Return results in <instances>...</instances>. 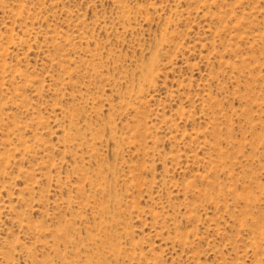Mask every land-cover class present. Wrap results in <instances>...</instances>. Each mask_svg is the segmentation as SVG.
Listing matches in <instances>:
<instances>
[{
  "label": "rangeland",
  "instance_id": "1",
  "mask_svg": "<svg viewBox=\"0 0 264 264\" xmlns=\"http://www.w3.org/2000/svg\"><path fill=\"white\" fill-rule=\"evenodd\" d=\"M0 264H264V0H0Z\"/></svg>",
  "mask_w": 264,
  "mask_h": 264
}]
</instances>
